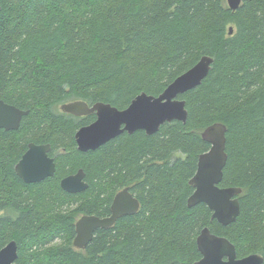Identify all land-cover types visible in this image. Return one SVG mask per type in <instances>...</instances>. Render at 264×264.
Listing matches in <instances>:
<instances>
[{
	"label": "trees",
	"instance_id": "trees-1",
	"mask_svg": "<svg viewBox=\"0 0 264 264\" xmlns=\"http://www.w3.org/2000/svg\"><path fill=\"white\" fill-rule=\"evenodd\" d=\"M0 7V99L29 110L18 130L0 129V249L15 241L18 264H194L208 226L238 257H264V0H242L236 10L223 0H0ZM205 55L213 58L209 74L179 96L186 123L78 150L77 130L96 115L59 105L82 99L124 109L142 92L159 95ZM216 122L227 126L220 186L242 188L229 225L206 203L188 206L190 179L211 147L201 132ZM30 142L49 143L56 163L53 176L34 183L15 170ZM80 168L88 188L65 191L61 179ZM125 187L138 212L76 248L79 216L110 215Z\"/></svg>",
	"mask_w": 264,
	"mask_h": 264
},
{
	"label": "water",
	"instance_id": "water-1",
	"mask_svg": "<svg viewBox=\"0 0 264 264\" xmlns=\"http://www.w3.org/2000/svg\"><path fill=\"white\" fill-rule=\"evenodd\" d=\"M241 2L242 0H228V6L236 10ZM229 33H233L232 26ZM212 63L211 56L201 57L194 66L175 78L162 93L155 96L142 92L124 109L102 101L89 104L82 99L61 104L62 111L77 117L93 113L96 115L92 123L77 130L75 138L78 150L94 151L124 132L131 134L137 130H145L151 135L159 131L161 125L166 122L177 120L186 123V102L179 96L199 86L209 74ZM28 113L29 110L0 99V129L18 130L22 119ZM201 135L211 147L200 154L196 173L190 179L194 191L188 198V206L206 203L213 211V219L222 225H229L240 213L239 195L242 188L220 186L228 160L227 126L222 122L213 123L206 127ZM50 151L49 143L30 142L28 149L15 165L18 176L27 183L39 182L53 176L56 163ZM60 184L70 193L82 192L89 186L82 168L63 177ZM139 209V199L129 187L123 188L113 199L110 215L101 217L86 214L76 221L74 246L79 249L86 248L97 229L110 228L119 217L135 214ZM197 244L202 256L194 264H263L264 261L261 253L238 257L235 245L227 237L213 233L208 226L201 230ZM17 257L18 247L15 241L0 249V264H18Z\"/></svg>",
	"mask_w": 264,
	"mask_h": 264
},
{
	"label": "rangeland",
	"instance_id": "rangeland-1",
	"mask_svg": "<svg viewBox=\"0 0 264 264\" xmlns=\"http://www.w3.org/2000/svg\"><path fill=\"white\" fill-rule=\"evenodd\" d=\"M223 2H224V4H225L226 6H228V0H223ZM231 26H232L233 29H234V26H233V25H231ZM231 26H230V27H231ZM57 109L60 110V111H62V110H61V105H59V106L57 107ZM177 154H179V153H177ZM177 154H175V155H177ZM179 155H180V154H179ZM79 218H80V216H79ZM79 218H78V219H79Z\"/></svg>",
	"mask_w": 264,
	"mask_h": 264
},
{
	"label": "clouds",
	"instance_id": "clouds-1",
	"mask_svg": "<svg viewBox=\"0 0 264 264\" xmlns=\"http://www.w3.org/2000/svg\"><path fill=\"white\" fill-rule=\"evenodd\" d=\"M59 243H60V241L57 240V241L53 242V243L50 245V247H56Z\"/></svg>",
	"mask_w": 264,
	"mask_h": 264
},
{
	"label": "flooded vegetation",
	"instance_id": "flooded-vegetation-1",
	"mask_svg": "<svg viewBox=\"0 0 264 264\" xmlns=\"http://www.w3.org/2000/svg\"><path fill=\"white\" fill-rule=\"evenodd\" d=\"M73 174V173H72ZM69 175V174H68ZM67 176V175H66ZM65 177V176H64ZM62 180V179H61ZM86 180V179H85ZM60 183H61V181H60ZM61 185V184H60ZM81 217V216H80ZM104 217V216H103Z\"/></svg>",
	"mask_w": 264,
	"mask_h": 264
},
{
	"label": "bare ground",
	"instance_id": "bare-ground-1",
	"mask_svg": "<svg viewBox=\"0 0 264 264\" xmlns=\"http://www.w3.org/2000/svg\"><path fill=\"white\" fill-rule=\"evenodd\" d=\"M121 190H122V189H121ZM121 190H120V191H121ZM117 193H118V192H117ZM117 193H116V194H117Z\"/></svg>",
	"mask_w": 264,
	"mask_h": 264
}]
</instances>
